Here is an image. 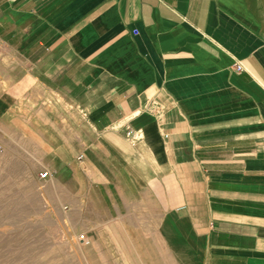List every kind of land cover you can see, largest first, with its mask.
<instances>
[{
    "label": "crops",
    "instance_id": "obj_1",
    "mask_svg": "<svg viewBox=\"0 0 264 264\" xmlns=\"http://www.w3.org/2000/svg\"><path fill=\"white\" fill-rule=\"evenodd\" d=\"M9 112L104 236L264 264V0H0Z\"/></svg>",
    "mask_w": 264,
    "mask_h": 264
},
{
    "label": "rangeland",
    "instance_id": "obj_2",
    "mask_svg": "<svg viewBox=\"0 0 264 264\" xmlns=\"http://www.w3.org/2000/svg\"><path fill=\"white\" fill-rule=\"evenodd\" d=\"M25 116L0 115V264H183L146 219L108 236L86 225L88 211L69 207L71 194L58 179L42 178V163L26 159Z\"/></svg>",
    "mask_w": 264,
    "mask_h": 264
},
{
    "label": "built area",
    "instance_id": "obj_3",
    "mask_svg": "<svg viewBox=\"0 0 264 264\" xmlns=\"http://www.w3.org/2000/svg\"><path fill=\"white\" fill-rule=\"evenodd\" d=\"M238 68L240 69L241 67L238 66ZM126 135L128 138H130L133 141H138L141 138V136L138 133H134V131H132L129 127L127 128ZM47 176H48L47 172L41 174L42 178H46Z\"/></svg>",
    "mask_w": 264,
    "mask_h": 264
}]
</instances>
